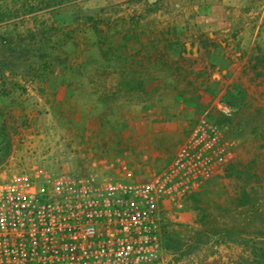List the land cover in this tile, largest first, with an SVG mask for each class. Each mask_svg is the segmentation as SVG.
Here are the masks:
<instances>
[{
	"label": "rangeland",
	"instance_id": "obj_1",
	"mask_svg": "<svg viewBox=\"0 0 264 264\" xmlns=\"http://www.w3.org/2000/svg\"><path fill=\"white\" fill-rule=\"evenodd\" d=\"M0 15V182L35 165L149 180L213 112L233 159L164 201L162 264L262 262L200 232L237 217L230 166L264 180V0H0Z\"/></svg>",
	"mask_w": 264,
	"mask_h": 264
},
{
	"label": "built area",
	"instance_id": "obj_2",
	"mask_svg": "<svg viewBox=\"0 0 264 264\" xmlns=\"http://www.w3.org/2000/svg\"><path fill=\"white\" fill-rule=\"evenodd\" d=\"M215 111L234 115L227 103ZM213 114L196 122L171 164L149 180L134 179L130 167L100 177L35 165L1 181L0 264H162L164 201L182 207L233 159Z\"/></svg>",
	"mask_w": 264,
	"mask_h": 264
},
{
	"label": "trees",
	"instance_id": "obj_3",
	"mask_svg": "<svg viewBox=\"0 0 264 264\" xmlns=\"http://www.w3.org/2000/svg\"><path fill=\"white\" fill-rule=\"evenodd\" d=\"M14 16L13 11L8 10L6 18L9 20ZM100 101L112 105L108 99L100 98ZM251 163L254 164L253 169L249 166ZM251 163L235 164L229 169L230 178L238 184V192L232 200L228 214L237 217L232 218L233 221L224 229L208 227L202 229L200 235L206 238H211L212 235L225 237L228 244L243 245L250 255L249 258L258 257L264 263V253H259L263 251V246L258 249L254 245L257 241L264 243V180L260 178L255 162Z\"/></svg>",
	"mask_w": 264,
	"mask_h": 264
}]
</instances>
